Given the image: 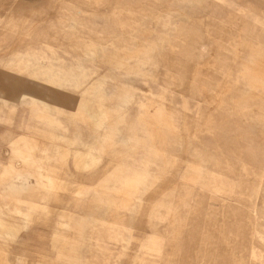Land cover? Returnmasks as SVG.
Instances as JSON below:
<instances>
[{
  "label": "rangeland",
  "instance_id": "rangeland-1",
  "mask_svg": "<svg viewBox=\"0 0 264 264\" xmlns=\"http://www.w3.org/2000/svg\"><path fill=\"white\" fill-rule=\"evenodd\" d=\"M20 49L89 73L50 88L0 66V264H264L245 169H264V0H0V60ZM28 136L35 184L12 173Z\"/></svg>",
  "mask_w": 264,
  "mask_h": 264
},
{
  "label": "bare ground",
  "instance_id": "bare-ground-1",
  "mask_svg": "<svg viewBox=\"0 0 264 264\" xmlns=\"http://www.w3.org/2000/svg\"><path fill=\"white\" fill-rule=\"evenodd\" d=\"M9 24V23H8ZM129 58V57H128ZM44 60V64L42 63ZM118 64V63H117ZM143 64V63H142ZM124 64L122 63V66ZM135 65H138L135 63ZM0 66L2 67H8L11 68L13 70H22L25 73H27V75L31 78V80L36 81V82H44L48 87L52 88L55 85H80L83 81L85 76H87V73H89V69L85 66L84 63H81L79 65L71 66L70 62H63V61H50L49 59L45 58V54L44 52L38 51V50H30V49H20V50H16V52L12 55H10L7 58H3L0 60ZM43 66V67H42ZM142 66V65H141ZM138 67V66H137ZM143 67V66H142ZM129 68V66L127 67ZM132 69V68H130ZM140 69V68H139ZM148 69V68H147ZM146 69V70H147ZM137 70V69H136ZM145 70V71H146ZM148 71H150L148 69ZM137 73V72H136ZM132 74V73H131ZM149 76V74H148ZM158 79V78H157ZM95 84V83H94ZM36 92V91H35ZM29 92L31 95H29V100L28 105L35 107L37 109H42V106L38 105V92ZM27 99H22V101H26ZM8 101V99H5L4 97H0V125H6V126H10L12 124V120L13 117L15 116V114L13 112H15V108H10L7 109L5 103ZM21 101V100H20ZM135 101V100H134ZM131 104V103H130ZM125 108V107H124ZM7 112H9L10 114L7 115ZM134 114V113H133ZM129 119V118H128ZM119 125V124H118ZM1 128V127H0ZM125 129V127H124ZM214 130V129H213ZM216 131V129H215ZM33 135H38L37 132H33ZM40 134V133H39ZM43 134V133H41ZM48 137V135H42L41 137ZM221 136V135H220ZM29 137V136H28ZM228 137V136H227ZM232 137V136H231ZM226 138V137H225ZM10 139L9 134L7 132L1 131L0 130V147L5 144L6 142H8V140ZM29 139L31 140V144H30V150L28 151V157L25 159V165H24V169H22V172H18V171H12V173L15 175L17 174H25V175H29L30 177L33 178V182H29V183H33L35 184V182H39L40 178V174H41V170H42V160L41 157L39 155V150H40V141L39 138L36 137H29ZM50 139V138H49ZM219 139V138H218ZM223 139V138H222ZM234 139V138H233ZM228 141V140H227ZM231 141V139H230ZM237 141V140H236ZM224 142V140H223ZM225 143V142H224ZM215 144V143H214ZM212 145V144H211ZM225 145V144H224ZM227 145V144H226ZM233 145V144H232ZM223 149V148H222ZM227 149V148H226ZM260 150V149H259ZM48 157V159L50 158V146L47 143V146L45 149L42 148V150ZM231 151V150H230ZM234 151V150H233ZM258 151V150H257ZM238 152V151H237ZM231 153V152H230ZM49 154V155H48ZM232 154V153H231ZM237 154V153H236ZM239 155V153H238ZM246 156V155H245ZM234 157V156H233ZM245 159V157H244ZM247 159V158H246ZM249 159V158H248ZM256 159V157H255ZM252 160V159H251ZM247 161V160H246ZM252 162V161H251ZM246 164V163H244ZM251 164V163H250ZM247 165L246 168L242 167V169H246V171H249L252 176L257 180V184L255 186L254 189H252L253 192V196L255 198L256 201L259 200L260 196H261V192H262V180L264 179V169L262 167L256 168L252 165ZM261 165V163H260ZM264 165V164H263ZM8 166V165H7ZM11 167V166H10ZM13 168V166H12ZM7 169V168H6ZM134 170L138 171V168L133 167ZM203 170V169H202ZM8 174V173H7ZM248 174V173H247ZM250 175V174H249ZM3 176V175H2ZM2 176H0V188L1 187H5V189L3 190H10L11 187L4 185V181H5V177L3 178ZM46 176V175H45ZM44 176V177H45ZM48 176V175H47ZM251 176V177H252ZM47 179V178H46ZM49 183L52 182V178L49 177L48 178ZM41 182V181H40ZM129 182V181H128ZM38 184V183H37ZM215 184V185H214ZM43 185V184H42ZM184 185V184H183ZM27 186L25 184V182H22L20 184H18V186L15 188L17 190V192L20 194L19 189L23 188ZM35 186V185H34ZM213 186L218 187V185L213 181ZM245 186V185H244ZM248 186V185H246ZM33 187V186H32ZM197 187V186H196ZM213 187V188H214ZM43 188V186H42ZM242 188V187H241ZM13 189V188H12ZM35 189V188H34ZM238 189V188H237ZM1 190V189H0ZM14 190V189H13ZM24 190V189H23ZM215 190V189H214ZM236 190V189H235ZM247 190V189H246ZM183 196L180 198L181 200V204L185 207L188 206V199L190 196L191 188L189 186H185V188H183ZM231 191V190H230ZM240 191V190H239ZM241 192V191H240ZM18 193H16L15 195H17ZM234 194V193H233ZM236 194V193H235ZM234 194V195H235ZM249 194V193H248ZM251 194V193H250ZM6 195V194H5ZM14 195V194H13ZM238 195V194H237ZM242 195V192H241ZM19 196V195H18ZM246 196V194H245ZM244 196V197H245ZM250 196V195H249ZM248 196V197H249ZM252 196V195H251ZM241 197V196H240ZM238 198V197H237ZM242 198V197H241ZM240 198V199H241ZM253 198V197H252ZM244 198H242L243 200ZM255 206V205H254ZM189 209V208H188ZM256 215V213H255ZM254 215V217H255ZM187 216V215H186ZM185 217V216H184ZM186 220V219H185ZM183 224H184V219L183 217L178 216L177 218H175V221L171 224V228H172V240L174 241L175 239L179 238V236L182 233L183 230ZM179 240V239H178ZM181 242V241H180ZM180 245V244H179ZM169 258V257H167ZM255 257L253 256L250 259V263H252V261H254ZM172 260V259H171ZM228 263V262H227ZM236 263V262H235Z\"/></svg>",
  "mask_w": 264,
  "mask_h": 264
},
{
  "label": "crops",
  "instance_id": "crops-1",
  "mask_svg": "<svg viewBox=\"0 0 264 264\" xmlns=\"http://www.w3.org/2000/svg\"><path fill=\"white\" fill-rule=\"evenodd\" d=\"M5 99H8V101L5 103V105H6V108L7 109H10V108H15L16 107V105L15 104H12V102L13 101H10V97H11V95H5V96H3ZM30 114L33 116V117H36V115L37 114H34V113H32V112H30Z\"/></svg>",
  "mask_w": 264,
  "mask_h": 264
}]
</instances>
